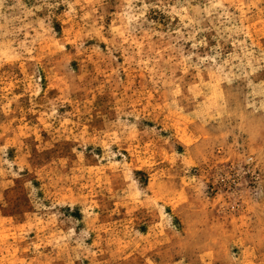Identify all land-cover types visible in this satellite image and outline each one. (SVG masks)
Returning a JSON list of instances; mask_svg holds the SVG:
<instances>
[{
  "label": "rangeland",
  "instance_id": "1",
  "mask_svg": "<svg viewBox=\"0 0 264 264\" xmlns=\"http://www.w3.org/2000/svg\"><path fill=\"white\" fill-rule=\"evenodd\" d=\"M0 264H264V0H0Z\"/></svg>",
  "mask_w": 264,
  "mask_h": 264
}]
</instances>
